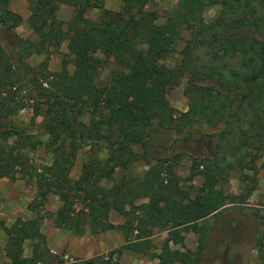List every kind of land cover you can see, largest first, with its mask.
Wrapping results in <instances>:
<instances>
[{
	"label": "trees",
	"instance_id": "obj_1",
	"mask_svg": "<svg viewBox=\"0 0 264 264\" xmlns=\"http://www.w3.org/2000/svg\"><path fill=\"white\" fill-rule=\"evenodd\" d=\"M153 1L121 0L112 10L105 0H30V38L18 35L21 15L0 0V178L25 174L36 188L26 206L32 217L10 225L0 218L3 264H125L113 257L123 249L156 258V264H201L208 226L198 222L228 205L240 208L257 187L264 158V0H177L161 23L155 11L144 9ZM61 4L73 8L67 20L56 17ZM211 5L218 11L204 20ZM92 9L96 18L87 16ZM180 40L170 66L166 61ZM63 42L67 51L52 71L50 53ZM33 55L42 56L36 65L27 62ZM111 61L116 68L100 82V67ZM184 77L187 108L180 111L167 93ZM24 109L31 110V122L41 117L54 154L48 164L31 162L27 151L41 142L26 132L29 126L13 121ZM152 130L188 136L195 150L186 177L177 174L174 160L149 159L145 141ZM83 145L90 153L73 179ZM140 159L147 164L142 174L111 181ZM233 171L246 188L229 197ZM198 175L202 181L195 186ZM50 194L60 201L55 227L73 235L118 230L125 242L89 258L66 260L53 252L41 230ZM112 211L124 220L113 223ZM252 215L261 224L255 247L264 264V213ZM155 229L166 231L159 247L151 240ZM187 231L197 234L193 249L185 245Z\"/></svg>",
	"mask_w": 264,
	"mask_h": 264
},
{
	"label": "rangeland",
	"instance_id": "obj_2",
	"mask_svg": "<svg viewBox=\"0 0 264 264\" xmlns=\"http://www.w3.org/2000/svg\"><path fill=\"white\" fill-rule=\"evenodd\" d=\"M177 3V0H154L147 4L144 9L155 11L158 15V22L164 21L166 13L172 10ZM11 10L19 13L22 17L20 24L16 27L18 35L23 37L33 38L27 17L29 15L30 0H9ZM107 8L119 10L121 0H105ZM218 5H211L204 10V20H209L215 16L218 11ZM73 14V8L69 5L61 4L56 17L62 20L69 19ZM98 10L92 9L87 12V16L96 18ZM188 37V32H183V39ZM182 45L180 40L174 52L167 59V63L172 66L178 57V50ZM67 51L66 42H63L58 49H54L50 53L49 69L59 70L63 54ZM99 58H103L101 53H98ZM42 59L41 55H33L27 59L30 65H36ZM116 65L113 61L104 63L100 67L99 81L104 82L111 70L115 69ZM186 77L181 80V83L170 89L167 93V98L172 106L177 110H185L187 108V98L183 94V85ZM32 112L30 109H24L13 118L17 124H23L30 127L26 132L34 134V138L41 143L35 149L28 150L27 153L31 162L36 166L48 164L51 162L54 154L51 146L48 145V135L41 127V117H37L34 122H31ZM207 130H210L206 128ZM187 135H176L169 131L152 130L148 135L145 144V152L150 160L158 158H167L174 160L175 170L177 174L184 178L189 173L191 155L195 149L191 147L185 140ZM136 150H141L140 146H135ZM99 150V149H98ZM90 153L88 145L81 146L76 154L74 165L71 169L70 176L75 179L79 176L82 163ZM198 153V152H196ZM99 157L104 158L105 152L99 150ZM174 156V158H172ZM154 158V159H153ZM264 158L258 161L260 170L257 174L258 184L252 194L242 203L240 208L228 205V207L216 215L209 216L198 224L204 223L208 226L207 244L202 253L201 264H260L257 257L255 247V236L258 229H261V224L252 215L255 212L264 213ZM147 168L144 159L131 165L124 172L118 171L114 173L111 181L122 174L136 172L142 174ZM202 181L200 175L193 179L191 184L198 186ZM185 182V181H184ZM188 186V183L185 182ZM246 188L245 184L239 182L236 171H233L228 182L227 195L229 197L238 193L241 189ZM36 192L33 181L27 179L25 174L17 173L14 178H0V218L7 225H10L17 217H21L26 204L34 197ZM60 205V201L56 195L50 194L42 207L44 218L41 221L42 231L48 235L49 248L56 249V253H63V258L70 260L75 257L89 258L101 253L119 248L123 243V237L118 230H107L97 234H91L87 228L81 235H73L66 229L57 228L52 223V215ZM27 210V209H26ZM29 214L33 215L31 211ZM110 220L113 223H121L124 218L115 211L110 213ZM3 234V233H2ZM166 236V231L155 229L151 236L152 242L156 247H159L161 240ZM5 235L0 236V254L4 255ZM197 234L191 231L185 233L184 242L186 247L194 248L196 246ZM26 252H29L30 245L26 243ZM264 248V242H263ZM2 249V251H1ZM158 251V249L156 250ZM113 257L118 258L125 264H156L157 259L148 255L128 251L123 249L120 252L113 253Z\"/></svg>",
	"mask_w": 264,
	"mask_h": 264
},
{
	"label": "crops",
	"instance_id": "obj_3",
	"mask_svg": "<svg viewBox=\"0 0 264 264\" xmlns=\"http://www.w3.org/2000/svg\"><path fill=\"white\" fill-rule=\"evenodd\" d=\"M26 206H27V204H26ZM27 209V208H26ZM24 209V211H23V214H22V216H21V218H23V219H25V218H30V217H32L33 215L31 214H29V210L27 209ZM42 230V229H41ZM43 232V231H42ZM3 233V234H2ZM44 233V232H43ZM45 234V233H44ZM71 234V233H70ZM2 235H5L4 234V232L2 231V230H0V236L2 237ZM122 235V234H121ZM45 236H46V239L48 238V235H46L45 234ZM123 237V236H122ZM5 238H6V236H5ZM5 242H6V240H5ZM29 243V241H25V243H24V255L25 256H29L30 255V248H29V252L27 251L26 252V248H25V246H26V243ZM125 241H124V238H123V243H124ZM122 243V244H123ZM47 244H48V240H47ZM121 244V245H122ZM29 245H30V243H29ZM49 246V245H48ZM5 247V246H4ZM50 247V246H49ZM53 252H57V250L55 249H53V248H50ZM1 251H2V249H1ZM7 262V258L5 257V251H4V255L3 254H0V264H3V263H6Z\"/></svg>",
	"mask_w": 264,
	"mask_h": 264
}]
</instances>
